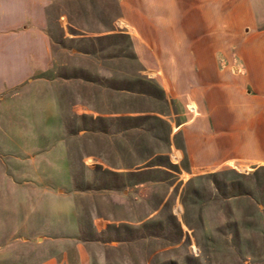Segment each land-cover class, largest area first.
Wrapping results in <instances>:
<instances>
[{
  "label": "rangeland",
  "instance_id": "obj_1",
  "mask_svg": "<svg viewBox=\"0 0 264 264\" xmlns=\"http://www.w3.org/2000/svg\"><path fill=\"white\" fill-rule=\"evenodd\" d=\"M53 7L40 75L56 111H0V157L17 185L50 193L52 223L7 228L5 263L264 264V157L192 162L189 97L179 116L177 85L141 64L119 1Z\"/></svg>",
  "mask_w": 264,
  "mask_h": 264
},
{
  "label": "crops",
  "instance_id": "obj_2",
  "mask_svg": "<svg viewBox=\"0 0 264 264\" xmlns=\"http://www.w3.org/2000/svg\"><path fill=\"white\" fill-rule=\"evenodd\" d=\"M118 1L141 64L177 85L179 116L195 111L179 127L191 161L264 157V0ZM55 12L53 0H0V111H56L51 78L40 75L53 65ZM6 164L0 157V245L7 228L48 227L53 216L50 193L17 185ZM37 172L35 160L28 174ZM3 254L0 264H22Z\"/></svg>",
  "mask_w": 264,
  "mask_h": 264
}]
</instances>
